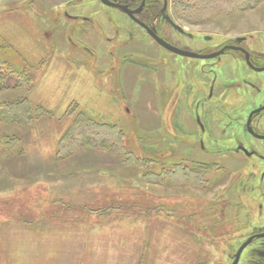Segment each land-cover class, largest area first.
<instances>
[{
  "label": "rangeland",
  "instance_id": "obj_1",
  "mask_svg": "<svg viewBox=\"0 0 264 264\" xmlns=\"http://www.w3.org/2000/svg\"><path fill=\"white\" fill-rule=\"evenodd\" d=\"M188 1L191 18L180 2L170 14L192 39L164 24L166 38L207 50L243 38L256 61L264 62V2H241L240 8L232 0L229 6L228 0ZM76 5L106 12L97 0H0V60L22 83L0 99H27L35 109L42 108L32 125L0 123V133L20 140L15 152H0V264H230L244 235L264 227V190L254 194L258 198L245 197L252 205L263 199V208L257 214L255 208L249 227H236V200L228 190L235 172L229 177L221 172V157L237 169L253 165L260 180L264 158L245 163L243 153L232 152L250 145L242 111L264 102V72L230 56L195 60L159 46L160 58L149 61L140 56L150 52L149 41L126 49L154 70L148 63L141 70L122 58L83 56L65 22L67 14H75L69 7ZM174 87L195 96L187 103L209 100L214 107L233 109L242 122L227 123L222 110H215L218 126L211 122L214 137L209 138L197 124L196 110L178 131L172 120ZM184 108L180 105L179 117L186 115ZM82 109L119 126L123 150L84 149L59 160L61 137ZM226 124L232 125L231 132L224 133ZM190 128L196 136L188 134ZM175 133L178 143L201 147L205 142L208 160L200 162L197 153L192 156L198 164L176 156ZM124 151L134 157L126 161ZM196 166L213 171L202 180L188 172ZM225 232L230 237L222 238Z\"/></svg>",
  "mask_w": 264,
  "mask_h": 264
},
{
  "label": "flooded vegetation",
  "instance_id": "obj_2",
  "mask_svg": "<svg viewBox=\"0 0 264 264\" xmlns=\"http://www.w3.org/2000/svg\"><path fill=\"white\" fill-rule=\"evenodd\" d=\"M97 1L99 2L102 8H105L106 12L101 13L99 10L91 9L89 6L76 5L69 7L71 9L70 11L74 10L75 14H65L67 30L71 31V33L74 34V38L76 40L75 45L81 48V54L83 56H86L88 54L86 57H92L95 59H102L107 57L108 60H116L117 58L118 61L122 58V61H125L124 63H127L128 66L139 68L141 70H146L147 68L144 67H148L147 65L149 63L147 62V65H143V63L140 62L141 60L131 58L133 54L128 52L126 47H128V45H132L135 42L137 43L143 41L144 43L146 42L145 44H147V42L149 41L151 42H148L150 46V52H148L147 54L142 53L140 55L148 59L149 61H158L160 55H158V52L156 50H158L159 46V48L170 52L172 55L195 60H216L222 58L223 56H230L233 58L234 61L239 60L246 63V65L251 70L257 73L264 72L256 71L252 67H250L247 61L248 56L250 62L256 68H263L264 62L258 63L256 61L255 53L251 49L246 47V45H244L245 39L243 38H237L234 41L224 43L220 47L218 46L212 50H207L206 47L194 48L193 46L187 44L181 46L179 43L166 38L162 31L164 28V24H166L168 28L170 27L175 31L179 32L182 36H185L189 39H192L193 37L191 34L185 33L182 27L181 28L183 29V32L179 31L172 24V22H174L176 25H178L170 14L172 6L175 5V3L171 2L170 0H106L110 4H106L104 2L105 0ZM153 35L161 37L164 41L177 48H180L185 51L198 53L200 55H209L212 53L219 52L223 49L224 53L212 59L191 58L178 55L160 45L158 41L153 37ZM205 39V41L209 40L207 37H205ZM154 47H156V49ZM154 67V65L149 64L148 68L154 70ZM112 68H115V65H113ZM212 87L215 90V84H213ZM212 92L213 91L211 90V95H209L210 99L213 98ZM171 93V97L173 100L172 108L173 112L175 111L174 113H172V120H174V124H172L175 126V128L179 127L178 131H182V126L185 125L187 120L192 121V116H194V112L196 110H198L197 114L195 115L197 124L199 125L201 132L204 133V136H208L209 138L214 137V134L210 133L209 131V125L211 124V122L214 121V125L218 126L217 120L219 118H214L215 110H222L221 113L227 119V123L238 125V123L242 122V115H236L233 109H220L219 106L214 107L213 105H211L209 100L203 102L193 100V102L187 103L186 98H195V96H193L191 93H185L183 91L180 92L179 88L177 87H174ZM180 105L185 106L184 109L186 111V115L184 116V118H182V116L179 117L178 114ZM242 112L246 113L245 132L249 137L247 141L250 145H256L258 149L256 150L250 145H239L237 147V151L232 152V154L237 155L240 152L243 153V159H245L246 163L247 159L252 157L260 156L261 158H264V102L257 105L248 106V111L246 112L244 110ZM230 119H232V121ZM229 129L231 132L232 125L230 126L229 124H226L225 127H223L224 133L226 130ZM189 131V133H185H188L191 137L196 136V133L193 128H190ZM173 136L174 138H176L173 141V146L175 147V150L173 149V151H175L176 156L181 157L182 155H186L189 157L190 160H193L192 163L198 164V160L196 161L195 158L192 156L193 153H197L201 154L200 157L202 158V160L200 162H206L205 160H208L206 156L209 153L208 149L205 148V142L203 143L201 141L202 146L199 147L196 143H193V145L189 144L188 142L178 143L177 134L175 133L173 134ZM258 143L262 145H259ZM211 151L212 150H209V152ZM226 157L227 156L221 157L222 166H220V168L222 170L221 172L225 175L227 174V176H231L232 173L235 172V177L231 180L234 181L233 183L231 182L232 185L229 184L228 190L229 192L233 191L232 195L236 200L238 216L236 217L235 225L236 227L240 226L244 229L245 227H249L250 223L252 222V219L254 220L253 217L255 216H253V213L256 212L257 214L263 208V199H258V201L254 202L252 205V203L250 204L251 201H247V198L245 197H254V194H260V192L264 190V172L260 176V180L257 181L254 176L256 174V169H251L253 165H250L248 167L246 165L244 166L245 168L237 169V166L231 165L229 159H224ZM228 158H231V156H229ZM233 158L236 159V156ZM239 161L244 164V161L242 159H240ZM197 167L198 166L194 168ZM254 167L256 166L254 165ZM224 205L225 207H227L226 203ZM225 207L223 209V216L224 214H227ZM241 217H243V219L239 221V219L237 218L241 219ZM260 228V230L253 229V231L248 232L244 235L245 238L242 243L235 250L232 251V260L230 264H234L237 259V254L239 250L250 239L251 242L243 249L236 264H243L242 262L244 261L241 260L243 259L245 252L247 251V249H250L252 247L253 249L249 252V256H247L248 258H246L247 261L244 262V264H264V237H258V235L264 234V227ZM208 237L210 241H215L217 239V237L211 234L209 231ZM223 237H230V234L228 232H225L222 238Z\"/></svg>",
  "mask_w": 264,
  "mask_h": 264
},
{
  "label": "trees",
  "instance_id": "obj_3",
  "mask_svg": "<svg viewBox=\"0 0 264 264\" xmlns=\"http://www.w3.org/2000/svg\"><path fill=\"white\" fill-rule=\"evenodd\" d=\"M230 1L231 0L226 1L228 6L230 5ZM179 2V6L182 7L183 10L187 8L186 11L191 18V7H188L190 4L189 1L178 0L175 5L178 6ZM232 2L237 4L240 8H244V6L240 4L241 2L256 6L257 4L264 2V0H232ZM208 3L214 2L213 0H208ZM14 75L13 72L4 70L2 61L0 60V95L5 91L16 90L22 87L21 81L14 78ZM39 109L42 108L39 107L35 109L27 99L6 101V99L1 98L0 123L5 125L17 124L21 127L32 125L33 122L39 118L38 116L40 113H37L39 112ZM76 109L78 110V107H76ZM77 114L78 116L74 118L71 125L68 126L61 137L62 144L60 145L59 150L56 151V157L59 160L70 158L78 151L84 149H104L110 152H120L123 150L121 148V143L123 141L124 132L119 126L104 122L99 118L96 119V117L90 116L83 109L79 110ZM43 116L46 115L43 113ZM19 141L20 140L17 137H10L0 133V152L3 154H11L15 152L19 145ZM121 155L125 156L126 161L130 158L129 156H133L132 152L127 151H124ZM138 160L139 159L137 158V162ZM184 171L187 172V169L185 168ZM212 171L213 170L209 167L204 169V166L194 168L193 171L188 170V172H193L195 176L200 177L202 180L203 177L207 174H211ZM206 181L207 180L205 179L204 182L206 183ZM211 182H213V179H210V183ZM202 254H204V250H202ZM204 257H202L201 260H203ZM206 262L208 264V260H206Z\"/></svg>",
  "mask_w": 264,
  "mask_h": 264
},
{
  "label": "water",
  "instance_id": "obj_4",
  "mask_svg": "<svg viewBox=\"0 0 264 264\" xmlns=\"http://www.w3.org/2000/svg\"><path fill=\"white\" fill-rule=\"evenodd\" d=\"M106 4H110L108 3L106 0L104 1ZM172 24L175 26V28H177L179 31L183 32V29L176 25L174 22H172ZM153 37L158 41V43L160 45H162L163 47H165L166 49H168L169 51L175 53V54H178V55H182V56H186V57H191V58H203V59H212V58H216L217 56H220L221 54L224 53V49L219 51V52H216V53H212V54H209V55H200L198 53H194V52H190V51H185V50H182L180 48H177L169 43H167L166 41H164L161 37L159 36H156V35H153ZM247 61L250 65V67H252L254 70L256 71H264V67L263 68H256L252 65V63L250 62V59H249V56L247 57ZM259 238L261 237H264V234H260L258 235ZM251 242V239L248 240L243 246L242 248L239 250L238 254H237V259L236 261L234 262V264L237 263L238 259H239V256L241 254V252L243 251V249Z\"/></svg>",
  "mask_w": 264,
  "mask_h": 264
},
{
  "label": "crops",
  "instance_id": "obj_5",
  "mask_svg": "<svg viewBox=\"0 0 264 264\" xmlns=\"http://www.w3.org/2000/svg\"><path fill=\"white\" fill-rule=\"evenodd\" d=\"M33 193L35 194L36 192L34 191Z\"/></svg>",
  "mask_w": 264,
  "mask_h": 264
},
{
  "label": "bare ground",
  "instance_id": "obj_6",
  "mask_svg": "<svg viewBox=\"0 0 264 264\" xmlns=\"http://www.w3.org/2000/svg\"><path fill=\"white\" fill-rule=\"evenodd\" d=\"M38 215H39V213H38Z\"/></svg>",
  "mask_w": 264,
  "mask_h": 264
}]
</instances>
